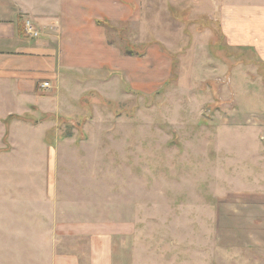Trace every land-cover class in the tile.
<instances>
[{
  "label": "rangeland",
  "instance_id": "rangeland-1",
  "mask_svg": "<svg viewBox=\"0 0 264 264\" xmlns=\"http://www.w3.org/2000/svg\"><path fill=\"white\" fill-rule=\"evenodd\" d=\"M226 1L137 0L136 18L97 20L106 47L89 67L42 73L6 118L0 185L36 194L42 248L102 247L109 264L264 262V18ZM19 244L8 264H91Z\"/></svg>",
  "mask_w": 264,
  "mask_h": 264
},
{
  "label": "crops",
  "instance_id": "crops-1",
  "mask_svg": "<svg viewBox=\"0 0 264 264\" xmlns=\"http://www.w3.org/2000/svg\"><path fill=\"white\" fill-rule=\"evenodd\" d=\"M226 3H233V0ZM240 4L242 14H250L252 16L248 17L253 19L264 18L261 15L264 0H240ZM136 11L137 0H0V146L4 121L10 114L22 111L25 101L36 98L35 85L42 73L56 78L61 69L89 67L87 53L106 47L103 36L97 31L96 21L117 23L130 20L136 18ZM227 11L233 12L231 7ZM26 22L37 37L25 33ZM13 100L17 101L16 105ZM4 177L0 174V180ZM1 186L0 264H8V255H13L9 249L14 238L20 243V251L21 245L25 246L16 255H48L52 259H56L55 255H64L62 259L73 261L79 260L73 255H86L91 264H109L105 261L110 260V253L102 247V250L96 247L97 250L86 253L64 252L65 246H57V243L51 251L46 250V246L42 248L41 238L45 240L47 237L41 233L44 223L35 214L36 194H31L34 196L32 200L25 199L24 190L14 189L17 193L13 196L14 193L10 192L14 190L7 185V188ZM29 206L33 210L28 218ZM12 212L18 213L15 219H10ZM261 223L264 229V220Z\"/></svg>",
  "mask_w": 264,
  "mask_h": 264
},
{
  "label": "built area",
  "instance_id": "built-area-1",
  "mask_svg": "<svg viewBox=\"0 0 264 264\" xmlns=\"http://www.w3.org/2000/svg\"><path fill=\"white\" fill-rule=\"evenodd\" d=\"M24 31L27 35L32 36V37H37V33L33 30L31 25L26 22L24 26ZM42 89H48L49 88V83L45 82L40 85Z\"/></svg>",
  "mask_w": 264,
  "mask_h": 264
}]
</instances>
